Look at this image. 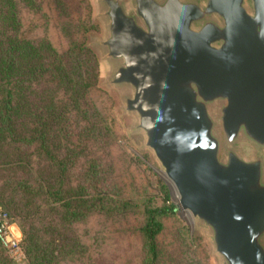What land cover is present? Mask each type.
Wrapping results in <instances>:
<instances>
[{
  "label": "rangeland",
  "instance_id": "obj_1",
  "mask_svg": "<svg viewBox=\"0 0 264 264\" xmlns=\"http://www.w3.org/2000/svg\"><path fill=\"white\" fill-rule=\"evenodd\" d=\"M103 12L100 0H0V40L46 43L65 65L64 75L40 69L39 79L16 82L26 126L0 132V205L18 227L14 207L31 215L38 248L23 244V255L13 257L0 246V264H222L209 231L177 209L136 114L124 108L130 90L110 83ZM16 65L19 75L25 65ZM65 89L77 94V105ZM236 146L264 159V148L244 137ZM155 222L161 229L153 246Z\"/></svg>",
  "mask_w": 264,
  "mask_h": 264
},
{
  "label": "water",
  "instance_id": "obj_2",
  "mask_svg": "<svg viewBox=\"0 0 264 264\" xmlns=\"http://www.w3.org/2000/svg\"><path fill=\"white\" fill-rule=\"evenodd\" d=\"M110 83L222 264H264V0H100Z\"/></svg>",
  "mask_w": 264,
  "mask_h": 264
},
{
  "label": "trees",
  "instance_id": "obj_3",
  "mask_svg": "<svg viewBox=\"0 0 264 264\" xmlns=\"http://www.w3.org/2000/svg\"><path fill=\"white\" fill-rule=\"evenodd\" d=\"M16 57L17 59H19L20 62H24L25 65L24 69H22L23 71L21 70L19 75L16 74ZM27 61L33 63L34 61L38 62L41 67L38 69L36 64L30 65L28 64L29 62L27 63ZM63 66H65L64 59L57 56L56 53H54L50 48L46 46V43L34 45L29 42L12 37H6L5 39L0 40V83H2V93L0 98V132L5 131L6 128L10 130V128L12 129L17 126L19 128L21 125L26 126L24 120L19 122L18 119V115L21 111L19 109L21 108L20 102L26 100V98H24L23 94L20 97L18 96V93L21 88L16 89V82H31L39 79L40 76H43V74L41 75L40 69L49 70L51 75L56 73V70L59 73H63L64 75L65 71H62ZM57 78H59V76H57ZM7 84L9 85V88L3 89V86ZM65 92H68V99H70V103L77 105V94H74V91L71 89L66 90ZM52 104L54 106V101L51 99L50 102H48V107H46V111L49 112L50 116L56 114V112H53L54 110L50 107L52 106ZM24 113L25 112L22 113L23 116L25 115ZM57 117L59 116H55L54 118ZM20 133V135H25L20 136V139H23L24 141H29V138H27L28 133ZM21 163L22 162H16L15 167H18L19 165H21ZM20 185H24L28 189L27 183L21 182ZM0 211L5 212L10 218L11 222L16 223V220L14 219L15 217L10 212H8L2 205H0ZM14 213L18 217L19 222L21 223L19 224V227L16 225L18 228H21L19 229L22 233L21 245L27 243L32 250L36 251L38 246L36 244L35 229L28 223L31 218V215L26 212L23 207H14ZM160 229L161 224L159 222H155L152 224L149 236L151 241L153 242V246L155 241V235L159 232ZM148 231L150 230L147 229V232Z\"/></svg>",
  "mask_w": 264,
  "mask_h": 264
},
{
  "label": "built area",
  "instance_id": "obj_4",
  "mask_svg": "<svg viewBox=\"0 0 264 264\" xmlns=\"http://www.w3.org/2000/svg\"><path fill=\"white\" fill-rule=\"evenodd\" d=\"M22 234L15 223L5 212L0 211V245L13 257L23 255L21 245Z\"/></svg>",
  "mask_w": 264,
  "mask_h": 264
}]
</instances>
